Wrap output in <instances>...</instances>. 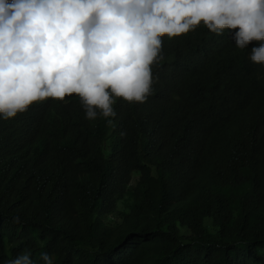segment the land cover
I'll return each instance as SVG.
<instances>
[{
    "label": "trees",
    "instance_id": "16d2710c",
    "mask_svg": "<svg viewBox=\"0 0 264 264\" xmlns=\"http://www.w3.org/2000/svg\"><path fill=\"white\" fill-rule=\"evenodd\" d=\"M162 39L154 95L114 127L75 96L0 119V264H264L259 44Z\"/></svg>",
    "mask_w": 264,
    "mask_h": 264
},
{
    "label": "clouds",
    "instance_id": "9594fccd",
    "mask_svg": "<svg viewBox=\"0 0 264 264\" xmlns=\"http://www.w3.org/2000/svg\"><path fill=\"white\" fill-rule=\"evenodd\" d=\"M201 27L228 31L239 50L258 43L249 59L264 66V0H0V119L75 96L88 121L114 127L119 99L154 95L162 38ZM31 257L25 249L9 264H35ZM40 258L54 264L46 252Z\"/></svg>",
    "mask_w": 264,
    "mask_h": 264
}]
</instances>
